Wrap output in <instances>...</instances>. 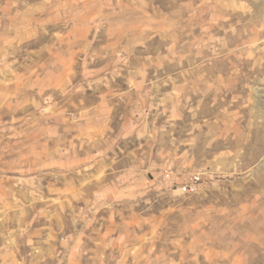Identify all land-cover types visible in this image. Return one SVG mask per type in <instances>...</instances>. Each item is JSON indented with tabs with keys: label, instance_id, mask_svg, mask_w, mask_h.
<instances>
[{
	"label": "rangeland",
	"instance_id": "1",
	"mask_svg": "<svg viewBox=\"0 0 264 264\" xmlns=\"http://www.w3.org/2000/svg\"><path fill=\"white\" fill-rule=\"evenodd\" d=\"M0 264H264V0H0Z\"/></svg>",
	"mask_w": 264,
	"mask_h": 264
},
{
	"label": "built area",
	"instance_id": "2",
	"mask_svg": "<svg viewBox=\"0 0 264 264\" xmlns=\"http://www.w3.org/2000/svg\"><path fill=\"white\" fill-rule=\"evenodd\" d=\"M194 182L190 185V186H184L182 189L184 192H190V191H193V185L196 184L198 181H199V177H194Z\"/></svg>",
	"mask_w": 264,
	"mask_h": 264
}]
</instances>
